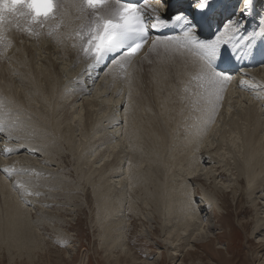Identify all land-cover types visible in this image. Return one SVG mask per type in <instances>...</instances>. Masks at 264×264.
<instances>
[{"label":"bare ground","instance_id":"6f19581e","mask_svg":"<svg viewBox=\"0 0 264 264\" xmlns=\"http://www.w3.org/2000/svg\"><path fill=\"white\" fill-rule=\"evenodd\" d=\"M236 1L216 0L213 7H226L230 12L234 10ZM56 2L61 5L60 10L40 24H33L29 18L17 15L6 19L3 26L4 39L0 41V130L9 128L5 130L8 140L14 136L18 145L6 142L12 145L7 144L9 146L5 148L1 144L0 152L5 156L19 154L24 147L37 155H46L49 162H54L51 155H58V148L63 145L59 140H62L77 159L83 151L90 153L85 162L89 168L75 181L44 166L36 167L35 159H29L27 166L20 164L22 166L17 169H13L17 164L14 160L20 156L9 159L8 162L14 164H5L3 171L6 174L2 175L0 170V252H6L9 264L22 258L34 261L36 253L47 247L40 230L61 231L59 224L65 223L64 219L43 207L36 212L30 204L24 205V199L22 201L12 193V189L15 192L21 188L41 196L45 204L55 206L58 199L64 198L67 201L64 204L78 208L80 205L72 201L79 192H84L82 184L90 185L95 221L101 230L99 238L110 255H114L112 250L119 248L123 259L131 264H154L134 256L127 248L125 229L132 226L130 223L127 225V215L142 216L143 208L150 206L151 215L159 221L161 228L155 229L153 236L158 232L166 236L163 244L167 247V255L164 257L175 260L186 247L190 249L184 257H192L196 254L190 251L192 244L200 242V233L196 234V231L201 227V214L211 204L217 212L225 210L222 187L227 182V192L238 200L250 199L255 206L256 221L250 234H256L260 247H264V206L257 209L256 205L258 198L264 204V64L253 69L244 68L242 77L236 82L226 70L220 73L228 79L215 81L202 73L199 50L194 45L189 47L178 43L184 39L185 29L175 36L160 37H172L174 40L157 42L155 46L153 40L158 36L149 38L134 57L121 56L113 62H100L89 68L94 60L84 54L80 34L87 31V25L96 15H105L120 5L110 0L106 6L82 13V0ZM171 3L177 5L176 0H157L142 6L148 18L152 16L151 21L157 24L155 29L160 25L157 18H169L166 8ZM249 3L237 36L252 38L241 42L239 47L233 44L222 47L220 55L224 58L229 53H241L239 48L247 49L260 37L253 36V33H258L264 23V1L249 0ZM187 9L191 17L188 7L180 8L175 16L186 13ZM215 15L213 12L212 18ZM214 20L209 24L212 26L211 34L196 25L197 40L214 39L216 29L223 30V27H216L219 23L217 17ZM224 22L227 23V19ZM82 25L85 26L83 29ZM261 38L264 40V36ZM43 54L46 56L42 58ZM256 88L260 91L252 93ZM90 94L91 98H83L82 107L87 118L83 120L77 141L73 136L77 130L71 124L64 128L61 125L73 121L80 126L75 104ZM242 103L245 104L242 109L236 108ZM124 105L121 115L120 109ZM222 113V126L217 127ZM122 118L124 130L120 127ZM214 131L216 139L209 142ZM119 143L128 145L129 150L126 148V151L125 147V151L121 150ZM117 149L118 152L114 153ZM94 155L98 156L94 159ZM32 160L33 164L29 163ZM0 161L4 164L6 160L0 158ZM100 162L101 165L98 164ZM173 165H182L179 175L182 179L169 180V169ZM41 172L49 178L30 177L37 173L39 176ZM11 174L16 181H9ZM123 175L125 177L119 179ZM224 177L226 181H223ZM114 178L119 180L114 181ZM20 180L21 185L18 184ZM190 180L200 184L205 204L198 206L194 201L193 197L198 194L190 188ZM208 181L209 186H206ZM27 190L25 193L21 190L20 197L24 198ZM56 190L60 192H52ZM128 190L127 195L124 191L128 193ZM256 193L259 196L255 200L252 196ZM31 200L39 204L36 199ZM125 200L128 202L127 210L123 206ZM55 209L58 211L61 206ZM120 212L123 214L119 215ZM216 215L219 217L220 214ZM215 239L220 243L222 236ZM261 251L263 248L254 257Z\"/></svg>","mask_w":264,"mask_h":264},{"label":"rangeland","instance_id":"374dc122","mask_svg":"<svg viewBox=\"0 0 264 264\" xmlns=\"http://www.w3.org/2000/svg\"><path fill=\"white\" fill-rule=\"evenodd\" d=\"M241 10H242V4H241V0H239L237 4V9H235V12H234V16L235 18L239 17L240 21L242 22L243 20L242 17H244V15L242 16L240 15ZM223 23L225 22L218 23L216 27L222 28ZM45 56L46 54L45 55L43 54L42 58ZM56 63H58V61ZM59 67L60 68L63 67V64L60 65ZM259 91H260L259 88L258 89L256 88L253 90L252 93H257ZM91 95L92 94H90V96L81 97L78 100V102L75 104V107L77 108L76 111L81 117L80 118L78 116L80 121H78L77 123V124L81 123L80 126L75 125L73 121H68L61 125L62 128H64L67 125L71 124V126L74 127L75 130H77L73 132V136H75L77 141L80 138V129L82 128L83 120L87 118V115L84 116L85 111H84V108L82 107L83 98H87V97L91 98L92 97ZM244 106L245 104L242 103V104H238L236 108H239L240 110ZM38 107H42V106L38 105ZM123 109H125V105L120 109L121 115L123 114V111H124ZM73 110L74 109H72V112ZM222 110H223V107L221 108V112ZM222 117H223V113L222 115H220V123H218L217 127L222 126ZM124 123L125 121L122 118V121L120 122V127H122L123 130H124ZM7 129L9 128H3L2 130H0V145L2 144L5 146V148L6 147L8 148V146L10 145L9 141H11V143L14 145H18V143L16 144L17 142L15 140L17 139L16 137L13 136V138L8 140L9 135L8 133L5 132V130ZM214 133L215 131L212 132V134L210 135L211 138H209V142H214V140L216 139L215 135H213ZM6 142H9V143H6ZM59 142H62L63 145L60 146L58 144L61 147V148H58L59 149V152H57L58 155H55V154H53L55 156L51 155V158H53V161H54V162L51 161L52 163L49 162L50 158L48 159L46 155L40 156V155H37L36 152L27 151L23 147L24 145H22L23 151L19 152V154L21 153L20 155L17 153V154H13V155L9 154L5 156L3 153L0 152V158L5 159L6 160L5 162H8L10 161L9 159H13L12 157L15 158V157L20 156L19 157L20 159L17 158L16 160H14V163L16 161L17 164H15L13 169H17V167L19 166L21 167L22 165L27 166L28 165L27 162L29 159H33V160L35 159L36 163L34 164H38V166L36 165V167L43 168L44 166L50 171H54V173H62L70 177V180L74 179L76 181L78 176L87 172L89 167L87 166L88 164H85V162L87 160L86 158L87 155L89 156L90 153L85 154V151H83L80 154V158L77 159L75 155H73V153L69 150V145L67 143H64L62 140H59ZM7 144L9 145L7 146ZM124 144L119 143L118 145L120 146L118 147H120L121 150H124V147H125V150L128 151L129 149L126 147L128 145H124ZM4 146H2L3 148L1 147L2 150L4 149ZM60 150L62 151V153H60L61 152ZM80 150H77V152ZM118 150L119 149L115 150L114 153L116 151L118 152ZM21 156L22 157L24 156V158H21ZM97 156L98 155H94L92 158L97 157ZM27 157L28 159L26 160ZM33 160L29 161V163L33 164ZM5 162L3 164V162L0 161V170L2 171V175L6 174L3 171L5 170L6 165L8 166L9 163L10 164L13 163V162H8V163H5ZM101 162H104V161H101ZM101 162L98 164L101 165ZM124 163L126 162H123V164ZM123 164H121L122 167H123ZM210 165H206V167H211ZM179 166L180 165H173L170 167L168 176H170L171 179L169 180L182 179V178H179V175L181 173L180 169L182 165L180 166V168ZM124 167L126 168V164L124 165ZM11 175L12 176L9 175L10 176L9 181H16L13 174ZM37 175L38 173L36 175L33 174L30 177H33V178L36 177V179L37 177H40L39 179H42L41 177L49 178V176L45 174V172L44 173L41 172L39 176ZM160 175L161 173L158 174V176ZM124 177L125 175L121 176L119 179L124 178ZM204 178L205 177H203V179ZM119 179L114 178L113 180L118 181ZM226 179L227 178L224 177L223 181H226ZM188 182L190 183V188L197 191L198 196H195L196 198L193 197L196 204L198 206L201 204H205L204 197L202 196L203 191L199 187L200 184L198 185L197 182H194L193 180H190ZM202 182L206 183V180H202ZM173 183L175 182H171V184ZM209 183L210 181L207 182L206 186H209ZM18 184L21 185V180L18 182ZM221 184L222 183H220L219 185ZM227 186H228V183L226 182L225 185L222 187L224 191V195H225L224 196L225 203H226L224 205L225 210H220L219 212H217L216 209L211 204L207 207L206 212L201 214L202 223L200 224V221L198 220L196 221V223L198 225L200 224L201 227L198 229V231H196V234L200 233V238H199L200 242H197V244H192L193 247H192V250H190L192 251V253H196L194 256L184 257L187 249H190L189 247H186V248H183L182 251L180 250L181 256H177L175 260H169L164 257L167 255V247H165V244H163V240L166 238V236L164 235V233H161V232L160 233L158 232L157 236H153L152 232H154L155 229H161V228L159 227V221H157L155 217L151 215V211L149 209L150 206L143 208L142 216L132 217L131 215H127V220H128L127 225L129 223L132 224L131 227L126 226V229H125L126 231L125 232V235H126L125 243H126L127 248L131 250L134 256L140 257L143 259L145 258L147 262L154 263V264H160V263L161 264H261V263L264 264L263 262L264 251H261L257 256L254 257V255H256V252L260 251L261 248H263L264 250V247H260L259 240H258L259 237H257L256 234L254 235L250 234V230L251 228H253L254 223L256 221V208L250 203L251 202L250 199L240 198L238 200L232 193L227 192L228 191V189H226ZM82 187H84V192L82 191L81 193L79 192L77 197L72 201L75 204L80 205L78 208L67 206L68 204H64L65 202H67L64 198L63 199L61 198L62 200L58 199L56 201L57 203L54 202L56 203L54 206L50 204H45V202L42 201L43 198L39 195H36V196L33 195L32 191H29L27 189L24 190L21 187H18V188H21L19 189V191L14 190L15 192H13V189H12V193L17 194L15 196H19V199L22 201L24 199L23 204L26 203L24 205L27 206L30 204L29 205L30 208L31 207L34 208L33 211L38 212L39 208L43 207L44 210L50 211L51 213H53V215L58 216L59 218H62L65 220V223L64 222L62 223L63 225L59 224V228L61 231L56 232L55 230L45 229V228L40 230L41 234L43 235L45 239L47 247L42 252L36 253L37 255L34 261L28 262L27 259L22 258L21 260L15 259V261L12 264H131L129 260L123 259V256H121L119 248L112 250L114 255L118 254L116 255L118 257L114 255L111 256L110 251H107L108 249L107 246H105L99 238V234H101V230L99 229L98 224L95 221L96 220L95 206L93 204L92 199L90 200V198L92 197L91 187L88 184H82ZM14 188H15V185H14ZM21 190L22 192L26 190L28 191L26 192L25 195H23L24 198L20 197ZM52 192H60V190H56ZM124 192H126L127 195L129 194V190H128V193L127 191H124ZM137 192L138 190H136L135 194H137ZM239 193L240 191L238 192V194ZM86 195L88 196V198H86ZM27 196L28 198L30 197L29 199L27 198L28 201H26ZM258 196L259 194L256 193V194H253L252 197L256 200ZM31 199H36L39 202V204H37V202L33 203ZM125 201L127 202V200ZM125 201H124L123 206H124V209L127 210L128 202L126 204ZM58 205L61 206V209L57 211L55 208ZM256 205H257V209L258 208L261 209L262 206H264L260 198H258ZM121 214L123 213L120 212L119 215ZM216 214H220L219 217H217ZM221 226L223 228H221ZM59 232L62 235L59 234ZM217 236H222V241L220 243H218L217 240L215 239V237ZM144 245L146 246L144 247ZM4 252L5 251L0 252V264H9V257L7 256L6 252L5 253ZM170 252L172 253V251ZM108 260L110 262H108Z\"/></svg>","mask_w":264,"mask_h":264},{"label":"snow or ice","instance_id":"6c2138e0","mask_svg":"<svg viewBox=\"0 0 264 264\" xmlns=\"http://www.w3.org/2000/svg\"><path fill=\"white\" fill-rule=\"evenodd\" d=\"M216 0H189L191 19L183 13L172 17L173 21L184 20L186 24L192 25L184 32V39L178 41L189 47L195 46L199 50L201 71L206 76L214 78L215 81L225 82L228 78L213 68V61L220 56L222 47L233 44L239 47L241 42L250 41L252 37L237 36L242 28L238 17H228L227 23H223V30L217 29L214 39L197 40L195 30L196 18L207 22L212 18L214 3ZM107 0H82L80 10L85 13L87 9H97L98 6H106ZM242 10L250 7L249 0H241ZM61 5L56 0H0V41L4 39L3 26L6 19L17 15L29 18L33 24H40L42 20L48 19L60 10ZM160 25H165L166 20L157 18ZM82 25V29H83ZM153 28L157 24L152 25ZM82 48L86 56L94 60L89 68L98 65L110 53L123 50L124 56L129 57L141 48L146 36V22L136 5L123 2L119 8L108 11L105 15H96L87 25V31L81 32ZM264 36V23L260 25L258 33L253 36ZM172 37H157L153 40V46L157 42L165 43L172 41ZM250 47V44L248 45ZM219 99V97H217Z\"/></svg>","mask_w":264,"mask_h":264}]
</instances>
